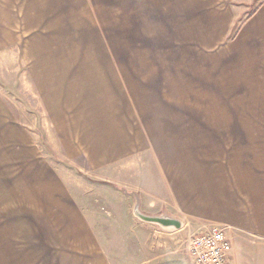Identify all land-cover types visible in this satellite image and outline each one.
I'll list each match as a JSON object with an SVG mask.
<instances>
[{"label": "crops", "instance_id": "1", "mask_svg": "<svg viewBox=\"0 0 264 264\" xmlns=\"http://www.w3.org/2000/svg\"><path fill=\"white\" fill-rule=\"evenodd\" d=\"M13 47L30 104L77 170L151 159L160 183L121 182L113 229H95L94 209L76 198L74 229H50L56 240L38 257L0 264H178L167 233L184 229L137 219L133 193L144 213L224 226L230 264L243 244L264 264V0H0V66ZM181 121L191 129H168Z\"/></svg>", "mask_w": 264, "mask_h": 264}, {"label": "rangeland", "instance_id": "2", "mask_svg": "<svg viewBox=\"0 0 264 264\" xmlns=\"http://www.w3.org/2000/svg\"><path fill=\"white\" fill-rule=\"evenodd\" d=\"M23 29V26H16L13 32L19 33ZM1 60L4 64L0 66V257H38L34 254L40 253L41 243L52 241V237L56 240L50 229L76 227V198H85L83 200L94 209L95 216L91 221L95 229H113L110 221L115 217L114 213L121 211V198L125 196L121 182L150 183V191L155 185L158 187L160 177L154 175L152 160L148 159L138 170L133 164H108L97 169L82 165L83 169L77 170L76 154L60 146L62 139L52 136L49 122L43 120L38 108L30 104L36 101L24 90L25 66L19 48H7ZM15 67L19 71L15 77L19 86L17 99L10 96L9 90L10 68ZM151 108L157 109L160 115H178L184 109ZM173 126L178 130L191 129L184 121L171 124L168 129ZM176 135L178 139L179 132ZM154 140L159 146L164 138L155 136ZM163 145L160 149H166ZM146 156L150 157L148 153ZM123 166L125 169H120ZM117 219L123 220L122 215ZM129 226L135 228L134 224ZM113 227L117 229V226ZM199 228L189 224L182 231L167 233L168 237H173L174 247L178 249V264H193L185 251L184 233ZM135 231L141 229L135 228ZM255 256L252 246H235L231 264H251Z\"/></svg>", "mask_w": 264, "mask_h": 264}, {"label": "built area", "instance_id": "3", "mask_svg": "<svg viewBox=\"0 0 264 264\" xmlns=\"http://www.w3.org/2000/svg\"><path fill=\"white\" fill-rule=\"evenodd\" d=\"M202 228V227H201ZM188 232L185 250L193 264H230L231 242L221 225L204 226Z\"/></svg>", "mask_w": 264, "mask_h": 264}, {"label": "water", "instance_id": "4", "mask_svg": "<svg viewBox=\"0 0 264 264\" xmlns=\"http://www.w3.org/2000/svg\"><path fill=\"white\" fill-rule=\"evenodd\" d=\"M135 196V203L132 208L133 215L138 218L141 221L156 224L163 229L167 230H177L182 229L184 226V223L181 219L177 217H173L169 214L163 213V214H147L140 210V199L138 197L137 193H133Z\"/></svg>", "mask_w": 264, "mask_h": 264}]
</instances>
